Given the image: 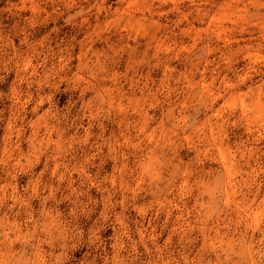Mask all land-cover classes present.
<instances>
[{
    "label": "clouds",
    "instance_id": "9594fccd",
    "mask_svg": "<svg viewBox=\"0 0 264 264\" xmlns=\"http://www.w3.org/2000/svg\"><path fill=\"white\" fill-rule=\"evenodd\" d=\"M0 264H264V0H0Z\"/></svg>",
    "mask_w": 264,
    "mask_h": 264
}]
</instances>
